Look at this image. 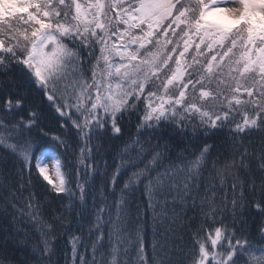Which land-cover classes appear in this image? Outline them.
Instances as JSON below:
<instances>
[{
  "label": "trees",
  "instance_id": "obj_1",
  "mask_svg": "<svg viewBox=\"0 0 264 264\" xmlns=\"http://www.w3.org/2000/svg\"><path fill=\"white\" fill-rule=\"evenodd\" d=\"M212 1L171 0L156 29L143 0H0V264H264V21L216 31Z\"/></svg>",
  "mask_w": 264,
  "mask_h": 264
},
{
  "label": "rangeland",
  "instance_id": "obj_2",
  "mask_svg": "<svg viewBox=\"0 0 264 264\" xmlns=\"http://www.w3.org/2000/svg\"><path fill=\"white\" fill-rule=\"evenodd\" d=\"M170 2L171 0H143V3H141V7L137 8L136 16L140 19H148L151 18L156 23V29L160 28L162 24H164V21L166 18L170 16L171 10H170ZM244 12H255L258 14V16L261 18L262 21H264V0H223L222 2H217L213 5V7H209L205 10L206 17L209 19V26L212 29H216V23H223L226 25H229L231 23H237L240 19L239 16L242 15ZM209 34V33H207ZM149 37L145 35H138L135 36V38L129 37L125 40V43L133 44L135 43L136 46L132 48L133 50L139 51L141 43L143 42H149ZM224 39L223 37L221 38ZM264 39V38H262ZM53 40V43L55 42L51 34H47L46 36H42L40 39V47H41V53L42 57L44 56L46 59L43 60L40 63V67L38 70V78L45 82L46 80L49 82L54 81L56 78V74H54L55 70L51 66L52 64H55L60 61L59 55L63 56L60 52L57 54L52 51V46L50 47V41ZM121 40L119 41V50L122 51L123 47L126 46V44H122ZM258 57L262 60L264 64V43L261 44L258 47ZM129 51V50H128ZM134 52H130L132 55L135 54ZM188 52H186L187 54ZM193 55L188 54V58H184V61L180 63V66L178 67V71H176L175 78L180 79L185 70L186 63L190 61H193ZM252 59V60H251ZM250 59L249 65H254L253 58ZM252 62V64H251ZM135 64V62H133ZM126 75V74H124ZM170 77V76H169ZM172 80V79H170ZM173 82V81H171ZM107 85V84H106ZM108 89V86L106 90ZM108 90L106 92V95L108 96ZM109 97V96H108ZM109 102H111L109 100ZM94 103V102H93ZM112 103V102H111ZM92 105V103H91ZM104 104H101L100 102L97 103L96 106H94V111L100 110L99 108L103 106ZM102 108V107H101ZM111 108V105L108 106V109ZM96 109V110H95ZM104 110V108H103ZM41 157L39 160V167L40 172H42L45 176H47V179L50 180L53 184H55L60 192H64L67 190V183L65 181L64 173L62 170V163H61V156L58 150L53 149V147H48L45 149H41ZM214 246H210V249H202V261L205 262L209 258H217L216 256L220 254L219 249L217 248L218 243H215ZM256 259L264 260V252H260L255 255Z\"/></svg>",
  "mask_w": 264,
  "mask_h": 264
},
{
  "label": "bare ground",
  "instance_id": "obj_3",
  "mask_svg": "<svg viewBox=\"0 0 264 264\" xmlns=\"http://www.w3.org/2000/svg\"><path fill=\"white\" fill-rule=\"evenodd\" d=\"M256 260H258L259 262L264 263V260H260V259H258V258H257ZM203 263H204V262H203Z\"/></svg>",
  "mask_w": 264,
  "mask_h": 264
}]
</instances>
